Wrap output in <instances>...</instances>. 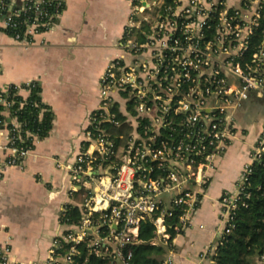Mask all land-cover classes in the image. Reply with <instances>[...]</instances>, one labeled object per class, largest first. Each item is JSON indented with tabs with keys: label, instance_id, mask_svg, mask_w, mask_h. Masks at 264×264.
<instances>
[{
	"label": "built area",
	"instance_id": "2783aa9c",
	"mask_svg": "<svg viewBox=\"0 0 264 264\" xmlns=\"http://www.w3.org/2000/svg\"><path fill=\"white\" fill-rule=\"evenodd\" d=\"M65 1L0 0V32L33 44L53 27ZM131 1L123 53L100 77L99 106L88 116L83 149L71 164L57 161L68 170L70 194L82 191L83 201L79 221L63 222L54 237L47 264H90V256L132 264L147 220L155 227L151 243L171 248L168 218L178 214L176 231L190 225L217 160L238 137V109L251 96H264V0ZM21 90L0 86V131L8 133L0 150L10 152L0 171L22 166L34 149L19 144L22 123L12 114ZM113 126L125 131L113 134ZM263 153L264 127L236 192L220 197L224 226L199 264H215L213 252L231 233ZM0 264L24 263L13 260L5 244ZM158 264H177L176 254L170 249ZM256 264H264V253Z\"/></svg>",
	"mask_w": 264,
	"mask_h": 264
},
{
	"label": "crops",
	"instance_id": "0c3cea01",
	"mask_svg": "<svg viewBox=\"0 0 264 264\" xmlns=\"http://www.w3.org/2000/svg\"><path fill=\"white\" fill-rule=\"evenodd\" d=\"M237 5L240 0H228ZM131 0H66L51 29L33 44L7 39L0 53V86H22L38 81L42 99L54 114L45 139L36 140L22 166H2L0 171V245L11 246V256L24 264H47L56 234L63 230L61 214L68 204L78 205L70 194L68 170L57 161L71 164L83 149L87 119L99 106V80L108 63L123 53L121 38L131 17ZM264 97V96H263ZM249 100L237 117L252 107ZM257 98H260L257 96ZM250 128H239L238 137L217 160V169L189 226L172 237L170 249L177 264H199L200 254L214 247L224 226L219 200L223 192H236L237 181L264 127V105ZM246 126H248L246 124ZM0 131V146L7 143ZM10 152L1 149L0 161ZM168 248V247H167ZM258 260V259H257Z\"/></svg>",
	"mask_w": 264,
	"mask_h": 264
},
{
	"label": "trees",
	"instance_id": "16d2710c",
	"mask_svg": "<svg viewBox=\"0 0 264 264\" xmlns=\"http://www.w3.org/2000/svg\"><path fill=\"white\" fill-rule=\"evenodd\" d=\"M28 88H30V93L26 98L22 95L15 97L16 103L12 108V114L16 115L22 123L25 140L19 144L34 148V136L38 140L48 137L53 127L54 114L51 107L42 99L40 82L33 81ZM251 101L257 106L264 105V97L257 98L253 95ZM124 128L113 126L110 130L113 134H117L125 131ZM28 132L33 136L26 138ZM252 168L247 188L249 195H244V204H240L235 212L234 227L231 233L221 240L213 252L212 258L215 264H256L259 256L264 253V153ZM75 199L82 202L83 192L76 193ZM80 217L78 205L68 204L60 218L62 222L77 223ZM178 222V214L168 218L171 239L176 234L174 226ZM154 231L155 227L152 222L149 220L143 222L140 233L143 242L134 246L132 264H158L163 259L168 248L151 243L155 236ZM89 263L106 264L94 256H90Z\"/></svg>",
	"mask_w": 264,
	"mask_h": 264
},
{
	"label": "rangeland",
	"instance_id": "374dc122",
	"mask_svg": "<svg viewBox=\"0 0 264 264\" xmlns=\"http://www.w3.org/2000/svg\"><path fill=\"white\" fill-rule=\"evenodd\" d=\"M138 18H136L137 20ZM7 39L5 41H3L2 39V44L0 45V53L1 50L4 48H8V43L6 42ZM261 111L260 106L258 107H252L249 108L248 110H246L244 113H242L241 115H238L237 117V125L239 128H243V127H247L250 128L251 123H255V119L257 118V113ZM246 124L248 126H246Z\"/></svg>",
	"mask_w": 264,
	"mask_h": 264
}]
</instances>
